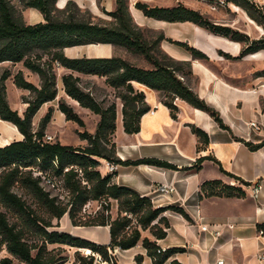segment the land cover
Segmentation results:
<instances>
[{"label": "trees", "instance_id": "trees-1", "mask_svg": "<svg viewBox=\"0 0 264 264\" xmlns=\"http://www.w3.org/2000/svg\"><path fill=\"white\" fill-rule=\"evenodd\" d=\"M57 0H19L23 7L35 8L43 16L36 23H26L17 18L16 9L10 0H0V64L11 62L22 64L38 74L39 85L28 80L22 70H18L13 81L22 89L29 90L30 95L24 98L27 104L23 114L13 109L7 99L5 81L11 76V70L6 68L0 75V119L9 121L23 135L0 146V252L6 250L9 255L23 264H62L67 256L54 253V248L61 245L77 247L73 264H95L96 255L102 260L118 264L114 257V249H128L142 240L153 264H164L182 247H172L160 251L157 239L167 235L170 222L164 212L173 210L189 219L181 206H154L149 196L140 195L131 188L119 186L113 182L114 173L103 175L99 170L101 158L109 162L123 165L151 164L159 167L177 169V166L158 158H140L122 160L116 156V144L113 134L116 129V104L102 105L89 90L81 86V77L75 72L106 77V83L115 90H121L119 96L123 100L122 116L124 130L127 133H137L140 130V118L150 109L145 101V94L134 88L133 82L144 84L161 93L162 102L170 109L173 118L177 117L176 99L180 98L192 106L204 110L224 129L231 130L220 115V112L202 98L188 83L180 78L177 65L159 59L153 53V46L165 38L161 34L157 41H147L142 30L134 25L132 15L128 10L127 0H115L116 7L106 13L113 17L114 23L94 22L90 19L78 18L73 12L75 4L68 0L62 8L56 6ZM224 4H234L244 9L249 17L264 30V8L251 0H222ZM135 7L147 17L169 22L189 21L210 32L239 41L243 44L238 56L229 53L227 58H242L249 53L264 49V35L252 39L229 25L213 22L198 10L182 4L176 6H157L147 2L137 1ZM186 50L193 58L209 60V56L201 49L187 41L165 38ZM121 45L136 53L142 54L152 68L137 66L117 55L108 57H70L64 49L86 44ZM66 69L61 75L63 90L66 95L76 100L80 106L90 109L99 115L94 132L77 130L80 138L87 143L84 146L63 144L60 141L45 139L47 124L52 119L53 107H49L34 130L33 118L41 106L53 101L58 96V77L55 67ZM264 75V69L258 74ZM60 109L66 120L85 127V121L73 106L64 98L59 99ZM192 131L198 136L200 143H208L207 133L198 126L192 125ZM244 142L251 150L264 145V141L253 143L250 140L233 136ZM201 147V145L199 146ZM209 156H201L196 160L199 168ZM215 160V159H213ZM216 161V160H215ZM221 170L228 176L238 180L239 185H232L221 179L206 180L200 185L199 196L243 197L246 195L244 186L249 183L239 176ZM44 179L56 185L57 180L64 183L70 192V201L61 202L51 195L42 185ZM18 185L27 191L36 201L38 207L32 208L22 196L17 194L14 186ZM118 202V213L112 218L106 217L96 222H81L76 219V206L89 200H98L106 211L110 210V201ZM45 212L47 217L39 213ZM68 214L74 225L93 226L108 225L110 242L99 244L83 237L72 235L54 228L53 219L58 221ZM16 217L11 221L10 216ZM135 221V224H133ZM264 232V224L258 225ZM149 230L156 238L152 240L142 231ZM32 233L36 239H32ZM57 246L50 247V245ZM49 246V247H48ZM81 248L90 249L84 254ZM64 249V248H63ZM137 264H143L141 254L135 257ZM10 256L0 259V264H12ZM170 264H182L173 259Z\"/></svg>", "mask_w": 264, "mask_h": 264}, {"label": "crops", "instance_id": "crops-1", "mask_svg": "<svg viewBox=\"0 0 264 264\" xmlns=\"http://www.w3.org/2000/svg\"><path fill=\"white\" fill-rule=\"evenodd\" d=\"M59 1L61 0L56 1V6L62 8L68 0L62 1L61 5ZM91 1L93 10L97 11L98 1ZM101 4L106 10L111 11L115 1L103 0ZM135 11L136 16L139 15L140 10L135 8ZM41 17L43 18L42 14ZM247 18L253 30L260 34L264 33V30L263 33L257 30V28L260 30L261 26L248 15ZM153 19L160 23H170ZM138 23L144 25L142 22ZM186 23L191 24L194 29L193 35L186 36L185 40L205 52L210 61L220 66V70H214L208 65L207 60L193 58L188 50L176 51L171 47H164L173 57L191 62L194 79L191 87L220 112L231 130L220 127L209 113L180 98L176 99L179 110L177 117L173 118L170 109L162 102L159 91L134 82L138 85L137 88L144 92L145 101L150 109L141 116L140 130L137 133L125 132L122 113H118L113 134L116 156L122 160L158 158L176 165L177 169L151 164L115 163L116 168L111 172L109 167L111 163L101 158L99 170L103 175L114 173L113 182L131 188L140 195L149 196L156 207L176 205L184 208L189 219L173 210L164 212L170 227L167 229L166 237L157 239V243L166 249L183 248V251L171 255L164 264H170L173 259L179 260L182 264H219L218 261L221 259L223 264H264V232L260 233L258 228V225L264 224V145L251 150L244 142L233 137L235 135L253 143L264 141V87L261 86L264 75L253 76L255 71L264 69V49L249 53L242 58H227L224 53L238 56L243 44L224 36V38L220 35L215 36L216 34L192 22ZM245 33L250 38L257 39L250 32ZM80 49L84 51L81 56L108 57L112 54V45L109 43L105 44L104 49H99L97 45L86 44L66 47L64 51L70 57H79L75 53ZM254 53H258V56L251 57ZM59 92L61 93L59 99L64 98L75 111L82 113L78 110V107L82 108V106L65 94L62 82ZM55 100L41 106L33 118V127L35 119L39 123L50 106L53 107V114L52 121L45 130L47 133L56 115L65 123L69 121L58 109V101L53 103ZM95 119L97 125L99 116L97 115ZM251 121H255L259 127H252ZM5 122L8 127L10 125L15 127L11 122ZM192 125L200 127L207 133L208 143H200L198 136L192 131ZM6 136L10 138L8 143L13 141V138L18 140L23 137L14 129ZM85 143L86 141L83 140L80 146ZM201 156L210 158L205 159L200 167L196 168V160ZM221 168L249 183L244 186L245 196L203 195L200 198V185L206 180L221 179L232 185L240 184L238 180L225 174ZM258 183L261 184V188L256 195L253 186ZM160 184L171 185L174 190L167 193L159 192ZM59 222L61 227L54 229L99 244L110 242L108 225H74L67 213ZM203 225H207L208 229L203 230ZM216 229L220 230L218 236L213 233ZM145 236L156 240L150 231L148 233L142 231V238ZM54 246L57 244L50 245V247ZM61 246L72 249L74 254L78 249L69 245ZM4 251L5 256L12 258V264L14 261L23 264L9 255L5 249ZM81 251L89 253L90 249L81 248ZM113 254L118 264H137L135 257L139 254L143 256V264H153L142 240L128 249L117 247ZM74 259V255L67 256L62 264H73Z\"/></svg>", "mask_w": 264, "mask_h": 264}, {"label": "rangeland", "instance_id": "rangeland-1", "mask_svg": "<svg viewBox=\"0 0 264 264\" xmlns=\"http://www.w3.org/2000/svg\"><path fill=\"white\" fill-rule=\"evenodd\" d=\"M12 4L14 5L16 9V16L17 18L25 21L26 23H36L38 21L43 20L41 17V13L35 9V8H29V7H23V5L19 2V0H10ZM62 1H59V4ZM75 4V7H73V12L76 17L78 18H84V19H90L94 22L99 23H107L109 25L114 23L113 17L107 14L106 12L108 10L105 9V7L101 4L103 0H97L98 1V10L94 11L91 6V0H72ZM115 1V0H114ZM137 1L147 2L150 5H157V6H176L178 4H182L188 8H192L195 10H198L201 12L205 17L209 18L213 22L229 25L232 28H235L243 33L250 32L252 36L256 38H260L264 35L263 28L261 27L260 30L257 28L259 32H262L263 34H260L253 30L251 27L252 25L249 23L247 18V12L240 7L234 5V4H224L222 3V0H127V6L128 10L132 15V20L134 25L138 26L143 33V37L151 42V44L154 45L153 42L157 41L159 36L161 34H164L165 38H171L173 40H181L186 41V36H192L193 35V29L194 27L185 22H170L168 23H160L156 20H154L152 17H147L143 14V12L140 10L139 15L136 16L135 11V3ZM67 3V1H66ZM65 3V5H66ZM61 5V4H60ZM64 5V6H65ZM264 8V3H262ZM63 6V7H64ZM116 7H113V10ZM59 8V7H58ZM132 8V9H131ZM131 9V10H130ZM137 9V8H136ZM112 11V10H111ZM249 16V15H248ZM138 22H142L144 25H140ZM169 22V21H168ZM161 26V27H159ZM247 34V33H246ZM218 36L219 35H215ZM218 37H214L216 39H220ZM221 38H224L223 36H220ZM162 39L159 43L155 44L153 46V53L162 61L172 64L173 60H179L175 57H173L170 52L166 51L164 46H167V48L171 47L174 50H186L185 48L170 42L167 39ZM189 43V42H188ZM99 46V49H104L105 44H93ZM112 45V55H117L125 58L129 62L141 66L144 68H152V64L140 53H136L134 51H131L127 49L124 46L121 45ZM88 50V49H85ZM175 51V52H176ZM187 51V50H186ZM89 52V51H86ZM95 52V51H94ZM84 51L80 49L79 52L75 53L77 56L83 55ZM258 56V53H254L251 55V57ZM208 65H210L214 70L219 71L220 66L216 64L214 61L207 60ZM179 66L178 74L181 79H183L186 83H188L190 86L193 83V72L191 69V62L190 61H180L177 63ZM11 70V76L6 79V93H7V99L10 104V106L13 109H17L20 114H23V111L26 108V103L24 102V98L29 96V90L19 88L15 85L13 81V76L18 70H22L24 76L30 80L34 81L36 83H40V78L37 73L32 72L28 68H26L22 62L19 63H11V62H3L0 64V75L2 72L6 69ZM256 70V69H253ZM263 69H259L253 73V76H257ZM55 71L58 77V89L60 91L61 88V75L66 72V69L62 67H55ZM75 74L79 75L81 77V86L85 88V90H89L93 96L102 103V105L107 106L111 103L116 104V112L122 113V106H123V100L119 96V92L122 90H115L113 87L109 86L106 83V77L104 76H97L92 74H84V73H78L75 72ZM197 81V78H195ZM134 88L136 90H139L137 88V84H134ZM259 85V84H258ZM123 91V90H122ZM61 94L58 92V96ZM161 95V93H160ZM56 97L54 104L57 103L59 97ZM162 98V96H161ZM61 99V98H60ZM78 110H80L82 113L80 116L85 121V127H80L77 123L73 121H68L67 123L64 122V120L61 117H58L56 115V118L53 119V124L49 126V132L47 133L45 131V138L47 135H50L52 139L50 141H60L63 144H69L73 146H79L83 142V140L80 138L77 130H88L90 132H94L96 129V116L94 112L88 110V108H80L78 107ZM47 111V110H46ZM45 111V112H46ZM41 113V112H40ZM39 113V115H40ZM45 114V113H44ZM99 116V115H98ZM38 117V116H37ZM36 117V118H37ZM117 119V118H116ZM52 119L50 120V122ZM49 122V123H50ZM48 123V124H49ZM38 122L37 119H35V130L38 128ZM47 124V125H48ZM66 124V125H65ZM14 129L15 132H18L15 127H8L6 126V122L4 120L0 119V146H3L5 143L10 141V138L6 136V134L10 133V130ZM12 128V129H11ZM19 138V137H18ZM23 138V137H22ZM13 140H15L13 138ZM87 143V142H86ZM83 144L84 145H86ZM58 183L53 186L52 183L48 182L47 179H44L42 181V185L45 187L46 190H48L51 195L58 197V199L63 203H68L70 201V192L66 187L64 186V183L60 180H57ZM15 192L22 196L26 200V202L34 209L38 207L36 201L31 197V195L20 188L18 185L14 186ZM39 213L43 216L47 217V214L45 212H42V210L38 209ZM108 213L111 215L112 218H115L118 213V202L116 200L110 201V210L106 211V209L103 208L102 202L98 200H89L83 205H77L76 206V219L81 222H96L98 219L102 218L103 216L106 217ZM11 221H15L16 217L13 215L10 216ZM54 227H48V228H60L61 224L57 219H53ZM133 224H135V221H133ZM93 232V231H91ZM95 232V231H94ZM149 230H145V233H148ZM98 234H101V232ZM32 239L35 238V234L32 233ZM49 247V246H48ZM84 254H87L86 251H82ZM54 253L71 256L74 255V252L72 249L63 248H54ZM6 255V252L2 250L0 252V259ZM13 264H19V261H14Z\"/></svg>", "mask_w": 264, "mask_h": 264}, {"label": "built area", "instance_id": "built-area-1", "mask_svg": "<svg viewBox=\"0 0 264 264\" xmlns=\"http://www.w3.org/2000/svg\"><path fill=\"white\" fill-rule=\"evenodd\" d=\"M251 1H253V2H255L256 4L261 5V6H263L262 3H264V0H251ZM222 3H223V1H222ZM261 86L264 87V82L261 84ZM250 125H251L252 127H254V128H258V127H259V126L256 124L255 121H251V122H250ZM45 139L48 140V141H50V140L52 139V137H51L50 135H47ZM110 163H111V162H110ZM109 167H110V171L112 172V171L115 170V168H116V164L112 162V163L110 164ZM47 181L50 182L49 180H47ZM50 183H51V182H50ZM53 186H54V184H53ZM260 188H261V184L258 183V184H256V185H254V186H253V192H254V194L257 195L258 192H259V190H260ZM173 190H174V187H172L171 185L160 184L159 192L167 193V192H170V191H173ZM202 229H203V230H207V229H208V226H207V225H203V226H202ZM213 233H214L216 236H218V235H220V230L216 229V230H214ZM260 233H263V230H260ZM165 250H166L165 247H161V250H160V251H165ZM218 263H219V264H223V260H222V259L219 260ZM95 264H113V260H111V261H104V260H102L101 256L97 254V255H96V259H95Z\"/></svg>", "mask_w": 264, "mask_h": 264}, {"label": "bare ground", "instance_id": "bare-ground-1", "mask_svg": "<svg viewBox=\"0 0 264 264\" xmlns=\"http://www.w3.org/2000/svg\"><path fill=\"white\" fill-rule=\"evenodd\" d=\"M6 126H8V125H6Z\"/></svg>", "mask_w": 264, "mask_h": 264}]
</instances>
